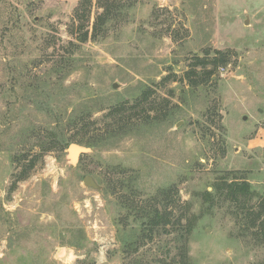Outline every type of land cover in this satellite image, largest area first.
Masks as SVG:
<instances>
[{
    "label": "rangeland",
    "instance_id": "374dc122",
    "mask_svg": "<svg viewBox=\"0 0 264 264\" xmlns=\"http://www.w3.org/2000/svg\"><path fill=\"white\" fill-rule=\"evenodd\" d=\"M82 1L0 0V264H264L247 215L264 198V0H111L124 16L81 45L67 75ZM103 1H92L91 33ZM207 50L230 59L210 77L198 67L203 84L191 87ZM48 93L63 119L90 115L67 135L97 137L120 104L147 122L72 165L67 150L36 147ZM224 180L249 182L255 197L239 205L218 191ZM146 206L169 224L147 231Z\"/></svg>",
    "mask_w": 264,
    "mask_h": 264
},
{
    "label": "trees",
    "instance_id": "16d2710c",
    "mask_svg": "<svg viewBox=\"0 0 264 264\" xmlns=\"http://www.w3.org/2000/svg\"><path fill=\"white\" fill-rule=\"evenodd\" d=\"M92 1L93 0H83L75 12L79 21L77 25V34L75 36L77 42L71 41L69 43L70 48H67V75L71 72V70L74 69V65L77 62L74 53L79 51L81 45L90 39H98L100 35L105 32L106 26L109 22L116 20L117 18V20H119L124 16L125 9L121 5H118L116 1H103L101 4H104V10L96 17L91 33L89 29H85L86 27L84 25L86 21L89 22L90 20ZM228 53V51L226 52L223 50H216L215 54L212 56L207 50L203 57L195 56L193 68L187 72L191 87H197L203 84L202 79H192V75L196 73L195 70L198 67H201L202 70H204L203 74L206 77H210L213 75L214 68L220 64H226L229 61L230 58ZM32 89L34 91L37 89V91H35L37 93H39L38 89L41 90L39 86H32ZM142 98V101L137 102L138 105L144 103V101H147L146 94ZM53 100V94L51 95L48 93L46 100L41 103L44 105L43 108L47 113V120L43 123V126L41 125L42 127L40 126L41 128L39 127L38 133L37 130L35 131V136H37L40 140V143L36 145V147L39 148L42 153L50 151L66 153V150L71 143H78L80 145L91 147L98 144L108 145L112 140H118L119 137L128 134L132 130L142 128L147 122V120L141 119V123L133 124L131 122L132 119L127 113L128 109L126 105L120 104L118 106L112 107L109 113L105 115L106 118L111 119L113 124L108 126V128L103 133L97 135V137L85 139L84 137H80L79 134L67 135L66 132L68 127L70 130L72 127L78 126L79 122L85 121L90 115L85 114L81 117H76L74 114H72L68 118L63 119L60 115V112L55 111L52 103ZM22 156L27 157V159L29 157V155ZM37 159L38 158L34 156L29 160L28 166L21 172V179L28 177L30 172L36 166L38 161ZM217 188L219 189L218 191H225L226 189L227 196H229V198H231L233 201L239 203V205L246 200L247 202H250L255 197L254 191L251 190L252 186L247 181L232 180L231 182H228L227 180H224L222 183L217 184ZM132 190L134 196L137 197L136 189L132 188ZM135 205L136 203L133 201V205H130L132 211ZM140 211L142 214H139L138 212L137 214L142 217V224H145L147 231L154 230L160 225H164L166 227L170 222V217H168L166 212L158 209V207L149 209L146 206ZM247 215L249 216L248 218L250 223H248V228H250L251 234L256 235V237L264 236V198L261 197L259 202L247 211Z\"/></svg>",
    "mask_w": 264,
    "mask_h": 264
},
{
    "label": "water",
    "instance_id": "95a60500",
    "mask_svg": "<svg viewBox=\"0 0 264 264\" xmlns=\"http://www.w3.org/2000/svg\"><path fill=\"white\" fill-rule=\"evenodd\" d=\"M114 86H116V84ZM91 150L92 149L90 147L80 145L78 143H71L67 148L69 161L72 165H76L79 162L80 156ZM84 183L88 186L101 189V185L91 175H87L84 178Z\"/></svg>",
    "mask_w": 264,
    "mask_h": 264
},
{
    "label": "built area",
    "instance_id": "2783aa9c",
    "mask_svg": "<svg viewBox=\"0 0 264 264\" xmlns=\"http://www.w3.org/2000/svg\"><path fill=\"white\" fill-rule=\"evenodd\" d=\"M227 70H228L227 67H223L221 68V73L223 74ZM54 166L56 167V159L54 157H49L47 167L53 168ZM22 201H23V198L21 196V193L17 192L13 194L12 200H10L9 202L5 204V208L10 211L17 210L20 207V204Z\"/></svg>",
    "mask_w": 264,
    "mask_h": 264
}]
</instances>
